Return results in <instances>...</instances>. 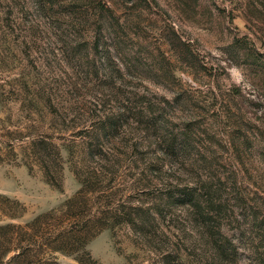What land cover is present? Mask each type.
Instances as JSON below:
<instances>
[{
  "label": "rangeland",
  "instance_id": "rangeland-1",
  "mask_svg": "<svg viewBox=\"0 0 264 264\" xmlns=\"http://www.w3.org/2000/svg\"><path fill=\"white\" fill-rule=\"evenodd\" d=\"M0 119L61 167L51 184L18 146L0 196L19 207L0 224L59 207L75 172L101 168L88 186L144 232L103 229L85 263H262L264 0H0Z\"/></svg>",
  "mask_w": 264,
  "mask_h": 264
},
{
  "label": "trees",
  "instance_id": "trees-1",
  "mask_svg": "<svg viewBox=\"0 0 264 264\" xmlns=\"http://www.w3.org/2000/svg\"><path fill=\"white\" fill-rule=\"evenodd\" d=\"M26 136L28 135L22 130V126L11 128L0 119V163L15 161L16 148L26 146L34 161L43 169L47 180L58 185L57 178L61 171L58 152L56 155L50 152L42 137ZM101 172V168L83 172L84 174L75 172L82 186L62 205L38 214L25 224H0V255L13 252L5 261L0 258V264H59L54 256L56 251L80 254L79 264H89L82 260L81 252L86 251V243L103 229L131 224L137 233H143L142 222L145 219L138 222L136 217L144 216L126 210L123 203L117 202L116 193L110 187L103 189L88 186L89 181L97 179ZM176 201L179 203L182 198L176 197ZM18 207L19 202L16 200L0 196V222L1 217H14ZM86 254L93 263L89 253ZM35 255L37 258H34ZM31 257L36 261H32ZM261 262L264 264V259Z\"/></svg>",
  "mask_w": 264,
  "mask_h": 264
}]
</instances>
